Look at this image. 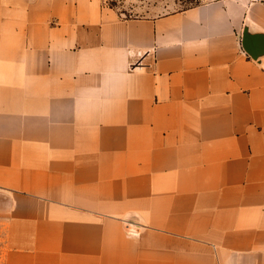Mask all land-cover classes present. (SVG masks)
Here are the masks:
<instances>
[{
  "label": "crops",
  "instance_id": "crops-1",
  "mask_svg": "<svg viewBox=\"0 0 264 264\" xmlns=\"http://www.w3.org/2000/svg\"><path fill=\"white\" fill-rule=\"evenodd\" d=\"M246 24L264 0H0V264H264Z\"/></svg>",
  "mask_w": 264,
  "mask_h": 264
},
{
  "label": "rangeland",
  "instance_id": "rangeland-1",
  "mask_svg": "<svg viewBox=\"0 0 264 264\" xmlns=\"http://www.w3.org/2000/svg\"><path fill=\"white\" fill-rule=\"evenodd\" d=\"M210 0H101L123 17H156Z\"/></svg>",
  "mask_w": 264,
  "mask_h": 264
},
{
  "label": "water",
  "instance_id": "water-1",
  "mask_svg": "<svg viewBox=\"0 0 264 264\" xmlns=\"http://www.w3.org/2000/svg\"><path fill=\"white\" fill-rule=\"evenodd\" d=\"M249 27L246 24L243 29L242 45L251 56L260 61L261 56L264 54V37L258 32L251 33Z\"/></svg>",
  "mask_w": 264,
  "mask_h": 264
}]
</instances>
